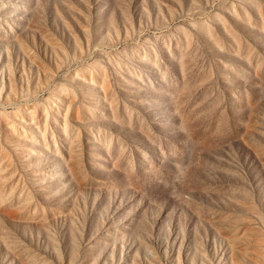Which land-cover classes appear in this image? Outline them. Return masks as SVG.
<instances>
[{
  "label": "rangeland",
  "instance_id": "obj_1",
  "mask_svg": "<svg viewBox=\"0 0 264 264\" xmlns=\"http://www.w3.org/2000/svg\"><path fill=\"white\" fill-rule=\"evenodd\" d=\"M0 264H264V0H0Z\"/></svg>",
  "mask_w": 264,
  "mask_h": 264
},
{
  "label": "bare ground",
  "instance_id": "obj_2",
  "mask_svg": "<svg viewBox=\"0 0 264 264\" xmlns=\"http://www.w3.org/2000/svg\"><path fill=\"white\" fill-rule=\"evenodd\" d=\"M43 174H48V171L47 170H42L41 171Z\"/></svg>",
  "mask_w": 264,
  "mask_h": 264
}]
</instances>
